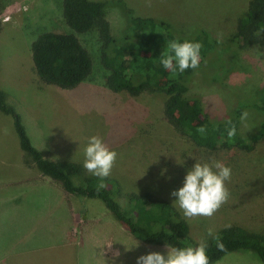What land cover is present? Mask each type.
Listing matches in <instances>:
<instances>
[{"label": "rangeland", "instance_id": "obj_1", "mask_svg": "<svg viewBox=\"0 0 264 264\" xmlns=\"http://www.w3.org/2000/svg\"><path fill=\"white\" fill-rule=\"evenodd\" d=\"M94 1L104 2V18L110 35L116 40L128 28V9L134 16L169 22L179 35L203 28L224 43L247 4V0ZM0 2H6L0 12V88L5 89L6 103L19 114L31 144L44 158L74 161L83 167L88 138L98 135L117 153L108 177L118 181L122 194L148 192L167 200L187 223L188 236L195 243L207 241L209 230L213 234L229 224L264 234V145L261 140L242 149L208 150L195 146L167 121L163 113L165 95L161 91L130 95L106 86V72L99 63L96 28L84 32L69 28L63 19L62 0ZM41 31L74 34L91 61L85 79L72 87H58L39 80L29 45ZM228 59L232 60L233 67L216 83L205 82L207 76L203 74L192 79L188 86L187 94L198 96L210 116L226 115L236 96H252L264 86V45L237 48ZM247 112L248 120L240 121L241 134L250 132L258 119L257 115ZM5 144L10 152L6 160H0V206L34 205L39 213L28 216L36 222L34 228L30 222L27 224V216H0V240L9 242L22 229L25 233L32 231L30 244L39 249L53 241L62 243L52 247V252L35 253L34 259L23 258L20 261L23 264H64L61 249L84 239L87 226L95 222L97 225L93 224L87 237L98 239L93 251L103 252L104 259L99 255L100 261L92 257V264H136L141 255L155 251L166 256L171 249L135 239L99 199L73 196L57 181L40 175L32 164H26L11 118L0 112V146ZM213 161L231 168V178L225 181L228 200L211 217L186 218L171 192L182 186L184 176L195 162ZM84 171L87 172L85 168ZM29 190L39 194V198H21ZM116 200L125 205L122 197ZM105 248L109 252L113 249L118 255L106 256ZM211 264L264 263L251 250L241 249L228 252Z\"/></svg>", "mask_w": 264, "mask_h": 264}, {"label": "trees", "instance_id": "obj_2", "mask_svg": "<svg viewBox=\"0 0 264 264\" xmlns=\"http://www.w3.org/2000/svg\"><path fill=\"white\" fill-rule=\"evenodd\" d=\"M6 2H0V12ZM104 2L94 0H62L61 9L66 25L76 32L96 28L99 41V63L104 69L105 84L114 91L130 95L141 91H161L165 95L163 113L173 129L195 146L208 150L218 148H247L258 140L264 145V86L252 96H236L230 111L224 116H210L200 98L188 95L192 79L205 74V82L216 83L232 69L228 59L240 47L264 45V0H247L237 17L235 29L227 41L219 42L203 28L192 34L179 35L167 21L129 13L128 28L119 40L109 33L104 18ZM172 40L198 41L202 44L200 65L173 75L160 64V56ZM31 60L39 80L58 87H72L85 79L91 61L87 51L72 33L41 31L30 42ZM231 50V51H230ZM228 59V60H227ZM250 111L258 116L254 128L239 132L240 115ZM0 112L10 116L24 162L32 164L38 173L57 181L73 196L99 199L113 217L137 240L147 244H163L169 248L195 247L188 236V226L179 211L167 200L148 192L122 194L116 179L103 178L105 187L98 189L101 179L84 171L80 163L69 160H49L34 147L24 129L19 114L5 101L0 89ZM236 126L234 138L227 136L226 122ZM204 126L205 134L197 132ZM122 197L125 205L116 198ZM219 237L223 249L217 247ZM209 264L224 254L241 249L255 253L264 263V234L238 225L221 227L207 239Z\"/></svg>", "mask_w": 264, "mask_h": 264}, {"label": "clouds", "instance_id": "obj_3", "mask_svg": "<svg viewBox=\"0 0 264 264\" xmlns=\"http://www.w3.org/2000/svg\"><path fill=\"white\" fill-rule=\"evenodd\" d=\"M202 44L198 41L172 40L167 44V51L160 56V64L173 75L183 73L187 69H196L200 65ZM249 113L240 115L241 122L247 121ZM227 136L231 139L236 135V126L231 120L226 122ZM250 130V129H249ZM200 134L206 133L204 126L197 127ZM117 153L110 150L98 135H92L84 148L83 167L92 175L102 178L98 189L105 187L103 178L110 175ZM231 178V168L220 161L212 163L195 162L187 171L183 184L171 192V195L186 218L197 216L211 217L227 202L229 191L225 181ZM226 228L231 225H225ZM212 235L211 230L208 233ZM217 247L223 249L219 237H214ZM137 246V243L134 245ZM133 246V247H134ZM207 242L201 240L195 247L168 249L166 256L160 252H150L137 257L136 264H209L206 253ZM118 255V253L116 254Z\"/></svg>", "mask_w": 264, "mask_h": 264}, {"label": "crops", "instance_id": "obj_4", "mask_svg": "<svg viewBox=\"0 0 264 264\" xmlns=\"http://www.w3.org/2000/svg\"><path fill=\"white\" fill-rule=\"evenodd\" d=\"M4 93H5V89L0 88ZM19 146V145H18ZM0 149L3 151V153L0 155V160H6L7 156L6 154L9 153L10 151V147L5 144V145H1ZM8 161V160H7ZM6 161V162H7ZM30 192L25 191L23 193V197L21 198H28V199H37L39 198V194L35 195V193L33 192V190H29ZM39 213V211L35 208L34 205H28L27 207H22V206H17V207H13V206H9V207H1L0 206V216L2 215H24L27 216V224L32 226L31 228L36 227V222L34 223V219H29L28 216L31 215H37ZM71 221H74L73 219H70ZM30 222V224H29ZM94 224V223H93ZM93 224H89L87 226V232L85 231L84 234H86L84 239H81L80 241H75L73 243L70 242V244L68 246H65L66 244H64L65 247H63L61 249L62 255L65 257L63 259V263L64 264H92V257L95 258L97 261H100V258L104 259V255L103 252H99L98 249L94 250L93 249L96 247V244L98 242L97 238H92L91 237H87L88 233L91 234V228L94 227ZM94 225H97V222H95ZM32 231H27L25 233V230H18L17 233L12 237L11 241L9 242H3L0 240V264H23L22 262H20L23 258L27 259V257L34 259V255L35 253H37L39 255V253L42 250H48L52 252V247L55 246H60L62 245V243H56L55 241H53V243L51 245L46 246L44 249H39L33 245L30 244V235H31ZM97 237V235H96ZM107 243V247L109 249H111L109 247V240L105 241ZM89 247H91V250L88 249ZM95 251L97 253V255H95ZM105 255L109 257V255L111 254L112 256H114L115 252L113 249L111 250V252L107 251L105 248ZM99 255V256H98ZM38 258V257H36ZM52 258H57V257H52ZM102 259V260H103Z\"/></svg>", "mask_w": 264, "mask_h": 264}]
</instances>
